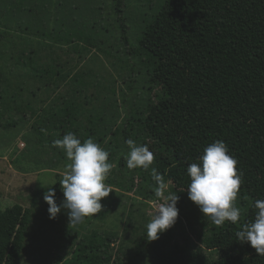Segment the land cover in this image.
I'll return each instance as SVG.
<instances>
[{
    "label": "rangeland",
    "instance_id": "obj_1",
    "mask_svg": "<svg viewBox=\"0 0 264 264\" xmlns=\"http://www.w3.org/2000/svg\"><path fill=\"white\" fill-rule=\"evenodd\" d=\"M162 1L123 0L122 14L130 48L137 46L140 29L156 14ZM45 2L46 10L41 11L45 29L42 32L34 28L40 27L36 23L41 19L29 18L23 0H0L1 23L5 20L4 24L15 27L7 29L0 25V264L11 233L18 227L24 209L31 207L33 201L35 217L25 234L19 264H59L60 257H71L79 240L95 232L112 235L109 250L113 260L137 264L141 261L142 248L153 242L147 239L146 225L161 201L157 197L150 201L134 191L115 186L114 181L122 179L115 173L116 161L111 163L112 169L105 181L112 192L102 198L101 212L85 217L80 223L70 224L66 209L50 219L49 205L43 196L37 195L39 190L61 181L70 163L65 152L52 142L68 132L75 133L82 143L88 138L94 140L103 115L106 118L113 115L109 126L114 128L122 117L119 105L126 91L123 80L142 76L140 73L133 76L128 71L127 62L131 65L134 59L126 55L127 47L120 39L121 21L113 9L114 0ZM42 3L31 7L33 12H38ZM12 4H15L13 11ZM23 26L33 28L22 31ZM68 28L71 32L78 28L93 35L96 46H88L83 40L73 44L64 42L61 35ZM52 65H57L58 73L51 69ZM183 70L180 53L174 49L154 74V79L168 90L164 104L168 109L166 116L163 114L169 120L168 131L182 139L177 138L175 146L166 142L169 139L155 119L156 125L151 136L146 137V145L154 157L168 154L173 147L183 151L176 174L164 180L169 183V190L179 196L177 208L186 231L184 238L195 240L183 216L190 209H199L188 198L187 167L198 163L200 156L192 151L184 128L191 127L189 119L193 114L179 89ZM138 71L140 66L135 65V72ZM55 75L62 80L56 85L53 84ZM156 91L152 90L150 95L156 105H162ZM162 122L167 123L164 119ZM63 199L62 193L55 201L59 205ZM235 206L240 208L238 198ZM141 262L144 264V260Z\"/></svg>",
    "mask_w": 264,
    "mask_h": 264
},
{
    "label": "trees",
    "instance_id": "obj_2",
    "mask_svg": "<svg viewBox=\"0 0 264 264\" xmlns=\"http://www.w3.org/2000/svg\"><path fill=\"white\" fill-rule=\"evenodd\" d=\"M45 1L23 0L29 18L41 19L36 23L40 27L34 28L38 27L42 32L45 29L41 11L46 10ZM39 2H43L41 9L33 12L31 7ZM123 6V0H114L113 9L121 21L120 39L127 47L126 55L134 59L131 65L127 62L128 71L133 76L136 73L142 76L123 80L126 91L119 105L120 123L112 128L109 124L113 115L109 118L103 115L93 137L109 152L108 162L117 163L115 173L122 179L114 181L115 186L152 201L156 199V184L151 169H157L168 178L177 172L183 151L174 147L168 154L154 157L148 170L140 167L130 170L125 160L129 151L126 141L132 139L138 145L147 144L146 137L151 136L155 119L169 139L166 142L175 146L176 139L180 138L168 131L169 120L163 116L168 109L167 104L164 105L169 96L167 86L154 79L158 67L168 61L174 49H178L184 69L179 89L193 114L189 119L191 127H184L192 151L201 156L205 147L222 140L229 154L237 160L238 173L242 174L237 194L240 219L236 224L225 221L222 226H217L200 209H190L183 218L195 240L184 238L185 227L178 215L173 227L159 234V239L145 244L141 261L144 260V264H264V256H259L250 243L238 241L235 235L245 223L254 221L255 201L264 200V0H163L156 14L140 29L137 46L131 48L126 36ZM13 8L15 4L10 10ZM4 21L3 24L0 21L4 28H15ZM30 28L33 27L23 26L21 30ZM92 38L95 37L78 28L73 32L68 28L61 35V40L68 44L83 40L94 47ZM135 65H139L141 71L135 72ZM52 66L51 69L58 73L57 65ZM55 76L54 85L62 81L58 79L59 75ZM154 89H157L155 95L162 105L154 103L150 95ZM163 119L167 123H163ZM60 187V180H57L54 185L39 190L37 195L44 197L52 188L58 198L63 193ZM35 206L33 201L32 206L21 214L18 227L11 233L3 264L20 263L25 248L24 237L34 221ZM112 242V235L95 232L89 238L79 240L71 257H60L58 263L123 264L113 260L109 250Z\"/></svg>",
    "mask_w": 264,
    "mask_h": 264
},
{
    "label": "clouds",
    "instance_id": "obj_3",
    "mask_svg": "<svg viewBox=\"0 0 264 264\" xmlns=\"http://www.w3.org/2000/svg\"><path fill=\"white\" fill-rule=\"evenodd\" d=\"M52 144L65 152L70 163L66 165L60 181L63 201L59 205L56 203L52 188L43 197L49 205V218L55 219L61 209H66L70 224H77L85 217L101 212L102 198L112 192L105 183L112 169V164L108 162L109 152L92 138L82 143L73 132L66 133ZM126 144L129 149L125 156L127 168L148 170L154 161L149 147L138 145L132 139H128ZM187 174L190 177L188 198L204 216L217 226H222L225 221L232 224L239 221L240 209L235 206V201L242 174L238 173L237 160L229 154L224 141L217 140L205 147L198 163L189 164ZM151 177L156 184L154 195L161 201L146 225L147 239L154 241L159 239V234L175 225L179 214V196L169 190V183L157 169H151ZM254 207L257 210L254 221L245 223L235 235L238 241L250 243L259 256H264V200H256Z\"/></svg>",
    "mask_w": 264,
    "mask_h": 264
}]
</instances>
